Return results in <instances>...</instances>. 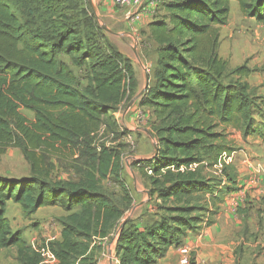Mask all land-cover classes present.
<instances>
[{"label":"trees","instance_id":"obj_1","mask_svg":"<svg viewBox=\"0 0 264 264\" xmlns=\"http://www.w3.org/2000/svg\"><path fill=\"white\" fill-rule=\"evenodd\" d=\"M232 2L264 25V0H163L140 33L157 48L153 84L140 107L150 114L158 150L138 169L166 215L139 229L131 220L120 226L132 205L128 193L122 208L103 190L104 182L120 177L121 153L97 141L101 131L102 136L116 132L111 115L135 92L130 61L85 0H0V156L18 149L30 167L25 179L0 178V250L15 248L20 264L41 262L11 231L5 217L9 202L28 215L44 207L65 213L59 239L48 243L57 264H95L96 242L112 233L118 264H159L189 232L214 223L226 196L236 190L237 177L228 174L232 185H222L204 176L201 166L212 168L222 153H230L223 133L228 127L264 143V120L253 119L264 103L246 82H224L220 28L228 23ZM60 57L87 65L84 89ZM250 72L233 71L239 79ZM53 156L75 159L78 180H53Z\"/></svg>","mask_w":264,"mask_h":264},{"label":"rangeland","instance_id":"obj_2","mask_svg":"<svg viewBox=\"0 0 264 264\" xmlns=\"http://www.w3.org/2000/svg\"><path fill=\"white\" fill-rule=\"evenodd\" d=\"M85 1L89 7V1ZM97 22L99 26L105 25L115 33L114 35L105 32L117 50L130 61L137 82L133 96H129L111 115L117 124L116 132H108L102 136L101 131L97 136L98 143L117 149L122 158L119 179L112 178L104 182L103 190L111 193L117 206L122 208L124 205L121 198L126 191L131 197L132 205L126 209L120 226L123 221L131 220L142 229L146 224L166 215L162 210L163 203L157 200L156 196H150L151 186L138 169L140 164L152 160L158 150L157 140L150 130V114L147 109L140 107L141 93L146 89L147 77L148 85L153 84L157 48L147 38L140 37V31L135 26L133 30L124 19V26L102 20L99 16ZM218 54L227 62L224 82H246L252 95L264 103V25L243 15L237 3L230 4L228 23L220 28ZM59 60L67 64L78 81L79 89H84L89 76L87 65H73L67 57H60ZM239 67L247 68L251 71L250 74L239 79L238 75L233 73ZM21 113L26 118L33 119L30 112L21 110ZM253 119L255 123L264 120V110L263 113H256ZM223 133L225 145L230 149L231 162L228 161L230 163L223 167L221 173L203 164V175L219 179L222 185H232L228 184L227 175L234 173L237 181L244 178L245 174L240 171L243 166L249 171L251 169L253 178L250 183L240 185L241 187H238L236 182V190L226 196L225 202L212 218L217 225H204L199 231L189 232L183 243L177 248H171L159 264H182V249L188 251L186 264H264V211L259 209L264 205V143L260 138L251 136L254 139L248 143H251L256 155L250 157L245 153L237 157V153L233 152L243 149L242 141L238 140V137H244L229 127ZM74 160L67 156L51 157L52 179L77 181ZM246 161H251L248 163L251 168L245 164ZM29 175L30 167L18 149H8L0 156V178L20 180ZM250 186L252 188H249ZM223 210L228 211L227 216L217 219L219 213H224ZM64 215L62 210L54 207H44L28 215L19 205L9 202L5 217L13 233H18L29 246L36 247L59 239L60 219ZM229 215L231 218H228ZM224 217L228 218L230 225L223 222ZM231 223L242 228L236 230ZM116 237V233H112L108 239L96 242L97 248L93 251L92 262L118 264L114 251ZM0 264H20L16 249H1Z\"/></svg>","mask_w":264,"mask_h":264},{"label":"crops","instance_id":"obj_3","mask_svg":"<svg viewBox=\"0 0 264 264\" xmlns=\"http://www.w3.org/2000/svg\"><path fill=\"white\" fill-rule=\"evenodd\" d=\"M88 1H90L92 3V5H93V7H94V9L96 11V15L98 14V16L102 20L113 21V22H115V24H120V26L121 25H123V26L125 25L123 23V19H122V12L119 9H117V8L114 7V5H113V3H112L111 0H88ZM158 11H159L158 10V6L155 7V5H153V4H148V7H147L146 12L143 14V16L140 19V21L136 22V24H135L136 29L139 30L140 33L142 31H146L148 25L155 19L156 15H158ZM140 37H142V36L140 35ZM142 38H144V37H142ZM253 139H254V137H247V138L238 137V140L242 141L241 143L243 144V149H239L238 150L239 152H236L235 151L233 153L234 154L237 153V157L242 156V154H245V153H247L250 157H252V155H256L255 154V150H253V147H251V145H250L251 143H248L249 140H253ZM253 143L256 144L258 142H253ZM246 144H249V145H246ZM248 163L249 162H247V161L245 162V164H247L249 166V168H251L250 165H249L250 163L249 164ZM240 171L241 172L243 171V173L245 174V177L242 178V179H238V181H237L238 184H239L238 187L245 186L246 184L250 183L251 179L253 178V172L251 171V169L249 171L248 169H245V167L242 166L241 169H240ZM261 182L263 183V180H261ZM249 188H252V186H250ZM253 194L255 195L256 192L254 191ZM8 204H7V206H8ZM259 209H261V210L264 211V205L260 206ZM223 211H224L223 214L222 213H219L218 214L217 219H219L221 217L223 218V216H227V212L228 211L227 210H223ZM228 218H231V215H229ZM228 218L227 217H224V221L223 222L225 224H228L229 223ZM248 220H250V222H251V219L250 218ZM214 225H217V222L214 223ZM228 225H230V224H228ZM232 226L236 230L242 228V226L241 227L240 226H236L235 227V225H233V224H232ZM216 229H218V227ZM115 242H116V238H115Z\"/></svg>","mask_w":264,"mask_h":264},{"label":"built area","instance_id":"obj_4","mask_svg":"<svg viewBox=\"0 0 264 264\" xmlns=\"http://www.w3.org/2000/svg\"><path fill=\"white\" fill-rule=\"evenodd\" d=\"M114 7L119 9L122 12V18L125 22L128 23L130 27L135 26L136 22L140 21L143 14L146 12L148 4H153L155 7L159 6L163 0H111ZM231 155L224 152L222 153L217 162L212 166L215 172L221 173L223 167L228 165L231 161ZM230 161V162H228ZM250 162V161H249ZM197 167L196 164L191 165L190 169H195ZM148 174H151L149 171ZM32 249L38 253L41 257L40 264H57V260L55 255L48 247V243L41 246H31ZM187 249H182L180 251L181 254V263L186 264L187 262Z\"/></svg>","mask_w":264,"mask_h":264},{"label":"water","instance_id":"obj_5","mask_svg":"<svg viewBox=\"0 0 264 264\" xmlns=\"http://www.w3.org/2000/svg\"><path fill=\"white\" fill-rule=\"evenodd\" d=\"M89 7H90L91 12H92L93 16L95 17L96 21H98V17H97V15H96V11H95V9H94V7H93V5H92V3H91L90 1H89ZM100 27H101V29H102L104 32H106V33H108V34H114V35H115V33H113L112 31H110L105 25H102V26H100ZM147 86H148V77H147L146 87H147ZM141 94H143V92H142ZM126 221H127V220L123 221L122 226L124 225V223H125Z\"/></svg>","mask_w":264,"mask_h":264}]
</instances>
